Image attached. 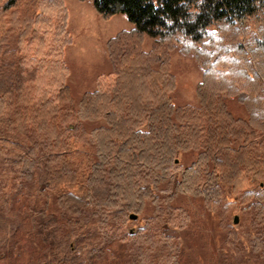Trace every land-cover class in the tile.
<instances>
[{"label": "trees", "instance_id": "trees-1", "mask_svg": "<svg viewBox=\"0 0 264 264\" xmlns=\"http://www.w3.org/2000/svg\"><path fill=\"white\" fill-rule=\"evenodd\" d=\"M80 1L103 19L126 16L133 29L106 43L113 70L75 109L65 1L0 0V158L10 156L19 182L40 169L38 189L59 207L48 213L45 202L46 220L33 217L37 264H93L97 240L118 248L114 264H186L178 238L168 233L188 223L174 200L189 192L214 211L225 189L255 210L253 250L264 264V157L254 152L264 139V0ZM144 36L155 40L149 53L141 50ZM173 49L203 69L198 106L172 101ZM223 94L236 97L247 119L232 115ZM98 120L104 124L87 134L69 125ZM180 151L198 155L181 168ZM14 197L0 199V229ZM148 204L151 215L124 231L129 214L141 215ZM83 210L88 220L81 227L76 215Z\"/></svg>", "mask_w": 264, "mask_h": 264}, {"label": "rangeland", "instance_id": "rangeland-1", "mask_svg": "<svg viewBox=\"0 0 264 264\" xmlns=\"http://www.w3.org/2000/svg\"><path fill=\"white\" fill-rule=\"evenodd\" d=\"M64 1L68 9V31L72 40L66 47L65 58L70 70L68 84L74 98L73 108L76 109L82 95L95 90L97 78L113 70L108 59L106 43L122 32L131 31L133 26L122 14L103 19L95 12L90 2ZM154 42V39L144 36L141 42L142 52L149 53ZM15 45L16 34L13 33L9 47L13 49ZM169 56L170 71L176 80L175 90L171 95L174 105L198 106L196 87L202 80L203 69L192 56L185 55L177 49L169 51ZM223 95L232 115L247 119L248 114L236 97ZM103 124L102 120H98L72 121L69 125L71 129L76 126L78 132L83 131V134H87ZM254 152L264 157V139L254 147ZM197 155L195 151H180L175 162L179 167L184 168L189 166ZM9 158L8 155L0 158V199L8 196L16 197L12 205L5 209L7 220L0 229V264H37L42 252L39 242L32 238L30 233L34 231L32 227L36 225L35 218L36 221L41 220V222L46 220V213L41 212L45 202L49 206L48 213H58L59 207L49 192L39 191L40 169L35 171L32 180L20 181L23 182L22 190L18 193L16 186L20 182L13 179L14 170ZM261 186L264 187V182H261ZM162 188L166 187L163 185ZM174 204L185 208L188 214L187 227L168 230V233L175 235L182 245L186 264H230L229 262L259 264L258 253L253 250L256 214L251 204L237 200L227 189L223 192L220 206L214 211H208L204 207L202 197L189 192L178 194ZM151 213L152 206L148 204L141 215L137 214V220H130L131 223L124 228V231L136 228V223H140L142 218L150 216ZM76 217L80 219L78 225L82 227L83 221L88 220V210H83ZM235 217L236 223H234ZM48 227H53V224ZM97 243L96 246L101 247V252L93 264H114L120 261L118 248L101 243L99 240ZM85 253L84 249H80L76 255L84 258Z\"/></svg>", "mask_w": 264, "mask_h": 264}, {"label": "water", "instance_id": "water-1", "mask_svg": "<svg viewBox=\"0 0 264 264\" xmlns=\"http://www.w3.org/2000/svg\"><path fill=\"white\" fill-rule=\"evenodd\" d=\"M176 162H177V160H176ZM137 218H138V215L136 214V213H131V214H129V219L130 220H137ZM237 222V218L235 217L234 218V223H236Z\"/></svg>", "mask_w": 264, "mask_h": 264}]
</instances>
